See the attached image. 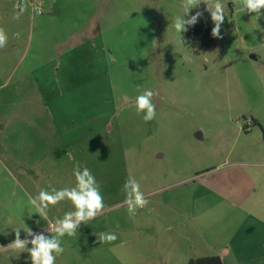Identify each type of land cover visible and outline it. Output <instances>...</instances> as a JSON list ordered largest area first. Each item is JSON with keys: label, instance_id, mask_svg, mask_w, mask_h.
<instances>
[{"label": "rangeland", "instance_id": "374dc122", "mask_svg": "<svg viewBox=\"0 0 264 264\" xmlns=\"http://www.w3.org/2000/svg\"><path fill=\"white\" fill-rule=\"evenodd\" d=\"M223 2L222 38L196 53L172 24L183 14L182 0H0V28L15 29L10 20L18 16V30L26 32L29 23L45 19L52 30L65 28L61 37L69 36L56 50L71 55L21 64L10 58L0 76V247L14 241V229L30 240L23 228L39 233L74 211L70 201H61L50 207L46 222L27 201L49 184L75 186L79 162L99 183L105 208L81 224L76 237L62 238L65 251L56 264H187L198 258L196 251L209 253L187 213L186 190L197 184L196 171L239 147L264 106L263 92L253 88L256 61L249 60L264 58V9L257 19L241 10L239 0ZM207 8L201 2L185 19L199 11L194 26L212 31ZM79 42L81 53L73 51ZM29 61L36 74L31 83L54 91L50 110L26 106L27 80L17 76ZM146 89L158 92L156 118L149 122L134 104ZM129 175L149 201L132 217L122 192ZM109 232L118 239L100 243L98 236ZM0 264L31 259L7 248L0 250Z\"/></svg>", "mask_w": 264, "mask_h": 264}, {"label": "crops", "instance_id": "0c3cea01", "mask_svg": "<svg viewBox=\"0 0 264 264\" xmlns=\"http://www.w3.org/2000/svg\"><path fill=\"white\" fill-rule=\"evenodd\" d=\"M19 19L16 16L10 20L11 26L15 25V29L5 30L7 43L11 42V45L6 49L5 47L0 49V76L7 71L10 58L17 59L16 63L24 61L25 58L68 60L71 55L56 50L66 43L69 36L67 33L61 37V34L65 33V28L52 30L45 26L44 19L39 25L36 22L29 23L26 32H22L18 30ZM14 34H17L15 39L9 40ZM81 44L79 42L74 45L73 51L81 53L78 50L80 47L78 45ZM77 53L75 58H82ZM249 60L256 61V65H252L256 66L258 74L253 88L262 91L264 96V58ZM35 75L29 61L17 76V80L23 78L27 80L29 95L26 100L30 96V104L26 106L32 108L33 105L34 108L50 110L55 101L54 91L46 90L47 86L44 88L39 87L40 85L34 86L31 80ZM263 107L258 117L251 119L252 127L247 126L245 129L239 147L236 150H232L231 147L223 162L217 165L209 162L203 167L205 168L203 171H196L193 181L197 180V184H191L186 190L187 213L191 217V222L203 231L202 242L199 245L206 250L209 249L207 250L209 253L204 255H199L200 252L196 251L195 257L218 256L221 264H264ZM207 155L212 157L210 154ZM7 156L9 155H5ZM55 158H60V155L57 154Z\"/></svg>", "mask_w": 264, "mask_h": 264}, {"label": "clouds", "instance_id": "9594fccd", "mask_svg": "<svg viewBox=\"0 0 264 264\" xmlns=\"http://www.w3.org/2000/svg\"><path fill=\"white\" fill-rule=\"evenodd\" d=\"M201 2L207 4V10L211 14L214 23L211 35L215 38H222L221 25L226 17V5L223 0H182L181 7L183 14L174 17L172 22L176 33L181 40V34L188 30V27L194 26L202 16L201 12L185 19L186 15L193 8H196ZM236 0H233L235 3ZM239 6L243 12L255 13L258 19L264 9V0H239ZM35 11L39 13L40 8ZM8 37L3 28H0V48L7 44ZM182 42V41H181ZM158 95L152 89H146L142 94L135 98V109L138 115L142 114L145 122L156 118V106L153 98ZM73 176L75 186L56 189L51 184L48 188L41 189L35 196L27 201V207L33 210V213L48 222V213L50 207H54L61 201H70L74 211L64 213L62 218H56L53 222L47 223L48 227L44 231L51 232V237L44 234V231L34 233L28 227L23 228L27 237L31 239H21V228L14 229L15 239L7 247H0V250L11 248L21 252H28L31 264H56V258L65 251L62 247V238L65 236L76 237L77 230L81 224L87 225L89 221L94 220L100 215L104 208V198L101 194L100 185L95 176L88 167H81L79 162L73 166ZM142 179H144L142 177ZM122 192L124 193V204L130 217L135 216L139 209H143L148 203L145 193L141 190L140 182L129 175L125 180ZM38 223V222H37ZM100 243H112L118 239L115 233H101L98 236ZM31 244V248L28 245Z\"/></svg>", "mask_w": 264, "mask_h": 264}, {"label": "trees", "instance_id": "16d2710c", "mask_svg": "<svg viewBox=\"0 0 264 264\" xmlns=\"http://www.w3.org/2000/svg\"><path fill=\"white\" fill-rule=\"evenodd\" d=\"M182 41L185 45H191L194 52H199L202 49L213 45L214 37L211 35V30L205 25L194 26L188 29ZM187 264H221L218 256H207L189 259Z\"/></svg>", "mask_w": 264, "mask_h": 264}, {"label": "built area", "instance_id": "2783aa9c", "mask_svg": "<svg viewBox=\"0 0 264 264\" xmlns=\"http://www.w3.org/2000/svg\"><path fill=\"white\" fill-rule=\"evenodd\" d=\"M30 4H31L32 6L34 5V3H32V2H31ZM36 5H37V7L39 8V6H38V4H37V3H36ZM37 7H34V9H33V10H34V12H35L36 14H38V15H39V14H41V11H40L39 13H37V12L35 11V9H36Z\"/></svg>", "mask_w": 264, "mask_h": 264}]
</instances>
